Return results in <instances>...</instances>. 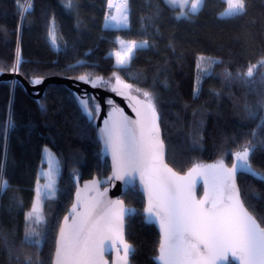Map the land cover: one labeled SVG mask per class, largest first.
<instances>
[{
  "label": "trees",
  "instance_id": "16d2710c",
  "mask_svg": "<svg viewBox=\"0 0 264 264\" xmlns=\"http://www.w3.org/2000/svg\"><path fill=\"white\" fill-rule=\"evenodd\" d=\"M66 3L33 0V10L21 19L18 4L27 7L28 0H0V73L16 71L30 83L48 76H87L106 84L119 77L139 94L152 95L166 161L177 172L221 160L230 166L236 151L254 144L252 166L264 173V128L258 127L264 120V0H246L245 13L233 18L220 16L224 0H204L197 14L179 20L180 8L164 0H128L127 27L106 24V14L113 11L109 0H73L70 9ZM117 38L149 46L134 50L130 63L118 68L111 54ZM200 57L220 61L211 75H201ZM74 99L63 85L49 84L35 100L19 82H0V181L8 183L0 194V264H51L76 182L110 173L93 118L83 115ZM45 148L58 158L59 175L55 195L43 201V220L35 224L26 215ZM237 183L245 207L264 228V198L252 195L264 197V182L239 174ZM121 199L135 209L124 226L126 242L135 249L130 264H162L159 233L146 222L142 194L135 186ZM30 228L42 234L39 249L23 243Z\"/></svg>",
  "mask_w": 264,
  "mask_h": 264
},
{
  "label": "snow or ice",
  "instance_id": "6c2138e0",
  "mask_svg": "<svg viewBox=\"0 0 264 264\" xmlns=\"http://www.w3.org/2000/svg\"><path fill=\"white\" fill-rule=\"evenodd\" d=\"M164 3L171 6H179L181 11L176 19H188L190 15L197 14L203 7L204 0H164ZM73 0H67L65 7L71 8ZM190 5V6H189ZM109 8L113 5V0H109ZM33 0H28L27 7L18 4L21 19L33 10ZM119 12V17L116 15L106 14V21H115L118 26H128V0H121L115 5ZM187 8V11L184 9ZM246 11V0H228V8L221 15L228 18L243 15ZM51 35V33H50ZM120 51L115 52L116 66L118 68L126 67L134 55V50L148 47V42L136 41L125 42L118 41ZM20 63L19 56L16 66L13 70H17ZM220 63L218 60L211 58L200 57L197 67L200 69L202 76L211 75L210 69L213 64ZM264 64V60L260 62ZM207 64V67L202 65ZM255 67V66H253ZM230 75V74H229ZM253 76V68H249L247 77ZM79 79L85 83H89L87 76H82ZM119 82V77H117ZM33 84L41 83V80L32 81ZM95 87L98 81H91ZM125 88H130L131 85H124ZM137 91H140L137 89ZM198 92V88L196 89ZM147 104L146 107L152 116V125L150 128H145L141 125L140 138L134 130L129 126L127 117H124L122 122L113 123L108 126L109 121H105V128L100 129L101 138L105 144V151L111 150L114 163L113 177L115 179L125 180V183L132 188L133 175L136 172H141L143 182V171L149 167L155 168V162H162L163 144L159 140V128L155 124L156 109L153 104L152 95L144 91ZM76 100L82 112L91 121L95 114L99 112V105L94 103V98H91L94 106H90V98L87 94L77 96ZM131 123H140L139 121ZM15 125L11 121L8 128H13ZM260 128H264V120L261 121ZM256 133H253L255 136ZM147 137V138H146ZM256 151V145L250 144L244 147L242 151H236L234 154L235 162L231 168L225 166L223 160L216 165H196L194 166L188 177H192L193 173L198 176L211 177L212 189L214 198L209 200L208 193H205V199L199 201L200 205L211 204V207L206 211H194L188 203L181 198V192L185 187L177 183V181L187 180L188 177H177L171 169L164 165L165 171L169 174L167 180H157L156 186L146 184L149 188V207L145 209L148 214L146 222L152 223L153 217L160 221L163 239L160 244V255L157 257L162 264H217L218 261L225 260L226 254L231 253L233 260H238L239 264H264V228L257 224L252 215L245 209L244 203L240 198V190L236 187L235 177L239 174L250 175L257 181L264 182V173L253 168L251 157ZM149 159L151 164H149ZM113 177H109L111 180ZM128 177V179H125ZM98 183V182H93ZM194 183V181H193ZM46 189H51L52 184L48 183L43 186ZM8 188L7 181H0V194ZM107 189H105V192ZM219 192L221 197L227 192V207L221 208L219 202L215 199V194ZM156 194V203H152L153 194ZM45 196L49 193H45ZM100 195H104L101 193ZM253 198L260 200L264 197L260 193H253ZM37 201L34 202L32 210L27 213L26 220L30 223L39 224L43 217L40 215L39 197L40 190H37ZM110 211L106 213V217L111 216L119 221V226L122 230L125 216L135 214V209H125L121 201H110ZM118 208V211L115 209ZM68 217H65L67 220ZM75 220L73 226L68 233L61 229V240L57 242L56 261L55 264H95V252L90 248L87 240L81 241L82 229L76 227ZM106 227L111 228L112 221H105ZM196 238V242H192V238ZM121 242L123 245L124 256L122 260L124 264H128L130 256L135 254V249L127 243H123L122 235ZM23 243L29 246H36L38 249L42 243V234L30 228L26 231ZM200 245L203 246L201 250ZM29 264L31 261L29 260Z\"/></svg>",
  "mask_w": 264,
  "mask_h": 264
},
{
  "label": "water",
  "instance_id": "95a60500",
  "mask_svg": "<svg viewBox=\"0 0 264 264\" xmlns=\"http://www.w3.org/2000/svg\"><path fill=\"white\" fill-rule=\"evenodd\" d=\"M79 78L48 76L39 79L41 80V83L33 84L24 79L16 71L11 73H0V82H19L26 94L35 100H38L43 95L45 88L49 84H58L67 87L73 93L75 100L77 96H83L87 94V96L90 98L92 106L94 105L91 98H94V103L99 105V112L98 114L94 115L92 125L96 131V138L100 145L101 158L102 160H108L110 173L103 179L93 177L92 179L85 180L81 183L76 182L73 202L70 205L67 213L61 220L59 229L57 231L55 239V249L53 252L51 264H55L56 261L57 242L61 240V229H64L65 233H68L73 226L74 220L76 222L75 226L82 229L81 241L83 242L84 240H87L89 247L94 249L95 264H124V261L122 260V257L124 256V250L121 242V235L123 243H127L125 239L124 226L125 219L128 216H125L121 230L119 221L111 216L106 217L105 214L109 213L110 211V201H121L123 207L125 209H129L125 206L123 200L121 199V196L129 188L132 187L127 185L125 183V180L115 179L113 177V172L116 165L114 163L111 150L105 151V144L103 139L101 138L100 129L106 127V120L109 121L108 126H111L113 123L122 122L123 118L127 117V120L130 122L129 126L134 130L137 139H139L141 125H145L146 129L150 128L152 125V116L146 107L147 101L145 97L139 94L136 90L132 89V87L125 88L124 85L129 84L125 83L121 79H119L118 82L117 77H114L106 84H101L100 80L97 78H94L92 80L88 79L90 81L89 83H85ZM94 80L99 82L95 87L91 83V81ZM77 105L81 110L78 102ZM82 114L85 115L83 112ZM136 121H139L140 123H131ZM155 124L159 128V140L163 144L162 162L156 161L155 168L149 167L147 170L143 171V182L141 172H136L133 175V184L138 188V191L144 198L143 214L145 215V217L148 215L145 212V209L149 207V188H146L145 185L151 184L156 186L155 182L157 180L164 181L168 179L169 174L165 171L164 165H166L168 169H171L177 177H188L190 170L193 168H190L185 173H179L167 163L166 148L162 139L159 116L157 112L155 117ZM151 163L152 162L149 159V164ZM217 163H212V165H216ZM232 164L230 166H225L231 168ZM238 175L239 173L235 177V183L236 187L239 189L237 183ZM109 177L113 178L110 180ZM125 179H128V177H125ZM94 181L98 183L94 184ZM177 183L182 186L190 185V187H185L181 192V198L184 199L194 211H206L210 208L208 204L200 205L198 202L205 199L206 192L208 193L209 200L212 199L213 189L211 177H208L206 182V177L198 176L193 173L192 177H188V179L184 181H177ZM199 188H202V192L200 195H198ZM105 189H107L106 192ZM158 190V186H156V191L158 192ZM101 193H104V195H100ZM227 195L228 194L226 192L223 201L219 204L221 208L227 207L229 203V201L227 200ZM156 202V194L154 193L152 203L155 204ZM245 209L249 212L250 215H252L246 207ZM115 211H118V208L115 209ZM65 217H68V219L65 220ZM253 218L255 219L254 216ZM108 219L112 221L113 226L111 228L104 226L105 221ZM256 222L257 224H259L257 220ZM152 224L156 227L160 237V243L158 247L159 256L163 233L161 231L160 221L158 219L153 217ZM192 242H196L195 237L192 238ZM200 248L201 250H203L202 245H200ZM228 260L234 261L230 252L226 254L225 260L218 261L217 264H225ZM234 262L239 264L238 260H235ZM128 264H130L129 259Z\"/></svg>",
  "mask_w": 264,
  "mask_h": 264
},
{
  "label": "rangeland",
  "instance_id": "374dc122",
  "mask_svg": "<svg viewBox=\"0 0 264 264\" xmlns=\"http://www.w3.org/2000/svg\"><path fill=\"white\" fill-rule=\"evenodd\" d=\"M224 1L226 2V7L220 13V16H223L221 14L225 13V11L228 8V0H224ZM120 2H121V0H113V5L114 6H113V11H112L111 15H116L117 17H119V12L117 11V8L115 7V5L119 4ZM176 7L180 8L179 6H176ZM184 10L186 11L187 8H185ZM180 11H181V9H180ZM106 24L114 26V27H122V26H118L115 23V21H106ZM119 40H123L126 43L133 41V40H124V39H121V38H117V43H118ZM136 42L140 43V42H143V41H136ZM120 50H121L120 49V45L118 43L117 49L111 53L113 55V57H114L115 65H116L115 52L120 51ZM202 67H205V64L202 65ZM205 165H212V163H208V164H205ZM58 175H59V161H58V158L56 157V155L53 152H51L49 149L45 148L43 150V153H42V166L40 167L39 172H38V179L39 180L36 183L35 188H34V191L36 193L34 202H36L37 198H38L37 197V190L38 189L40 190V197H39L40 212H41V209H42V204H43L44 199L45 198H49V197H53L55 195V193H56ZM48 183L52 184L51 189H46V188L43 187L44 185H46ZM45 193H49V195L45 196L44 195ZM225 193L221 197V194L219 192H217L215 194V199L219 203H221L223 201V199H224ZM213 198H214V194L212 196V199ZM34 202H33V204H34ZM208 206L211 207V204H208ZM32 207H33V205H32ZM31 210H32V208H31Z\"/></svg>",
  "mask_w": 264,
  "mask_h": 264
},
{
  "label": "bare ground",
  "instance_id": "6f19581e",
  "mask_svg": "<svg viewBox=\"0 0 264 264\" xmlns=\"http://www.w3.org/2000/svg\"><path fill=\"white\" fill-rule=\"evenodd\" d=\"M75 100V99H74Z\"/></svg>",
  "mask_w": 264,
  "mask_h": 264
},
{
  "label": "flooded vegetation",
  "instance_id": "af4514ba",
  "mask_svg": "<svg viewBox=\"0 0 264 264\" xmlns=\"http://www.w3.org/2000/svg\"><path fill=\"white\" fill-rule=\"evenodd\" d=\"M220 204V203H219Z\"/></svg>",
  "mask_w": 264,
  "mask_h": 264
}]
</instances>
